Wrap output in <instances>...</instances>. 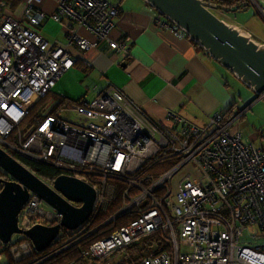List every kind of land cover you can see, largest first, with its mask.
Returning <instances> with one entry per match:
<instances>
[{"label":"built area","instance_id":"obj_1","mask_svg":"<svg viewBox=\"0 0 264 264\" xmlns=\"http://www.w3.org/2000/svg\"><path fill=\"white\" fill-rule=\"evenodd\" d=\"M55 1V11L46 14L43 0H19L14 9L0 0V147L13 148L20 159L53 165L60 170L58 175L85 181L93 187L95 199L81 225L73 230L60 226L55 238L62 241L59 249L33 259V264L100 232L121 216L132 217L92 242L83 253L88 259L79 264H264V150L233 129L244 111L234 117L227 110L216 111L204 126L171 111L150 119L110 86L92 101L81 99L45 112L25 139L19 133L17 146L6 141L74 66L69 47L86 51L109 41L117 51L129 53L128 38L109 37L120 10L117 4ZM47 18L64 29V43L50 45L41 35ZM168 26L187 37L176 24ZM78 27L94 39L80 34ZM165 161L170 163L168 168L160 165L157 173H148ZM119 188L121 205L94 225ZM29 193L18 214V227L60 224L61 213L35 192ZM249 226L255 230L249 232ZM149 235L155 236L152 246L165 249L125 262L128 246ZM20 236L8 243L13 244L9 254L15 262L35 251L31 240L23 233ZM181 244L189 250L182 251ZM4 258L0 253V261Z\"/></svg>","mask_w":264,"mask_h":264},{"label":"crops","instance_id":"obj_2","mask_svg":"<svg viewBox=\"0 0 264 264\" xmlns=\"http://www.w3.org/2000/svg\"><path fill=\"white\" fill-rule=\"evenodd\" d=\"M108 1L120 9L109 37L113 41L128 38L129 53L117 51L109 41H100L86 51L69 47L76 62L57 81L51 92L55 97L92 101L111 86L139 105L150 119L163 118L171 111L199 126L207 125L213 113L234 103L228 76L233 73L195 41L173 33L170 22L150 4L145 0ZM41 7L46 14L52 13L56 1L43 0ZM77 30L94 39L89 31ZM40 33L50 45L66 41L64 29L49 18Z\"/></svg>","mask_w":264,"mask_h":264},{"label":"water","instance_id":"obj_3","mask_svg":"<svg viewBox=\"0 0 264 264\" xmlns=\"http://www.w3.org/2000/svg\"><path fill=\"white\" fill-rule=\"evenodd\" d=\"M161 16L183 29L223 67L264 99V43L253 40L249 33L217 17L216 5L204 0H145ZM245 3L224 8L236 10ZM0 167L10 176H0V241L8 244L14 234L23 233L36 251L45 250L57 237L60 226L73 230L90 215L95 199L92 186L70 175H58L47 183L0 147ZM35 192L61 215L60 224H37L22 230L18 214ZM69 201L81 202L74 206Z\"/></svg>","mask_w":264,"mask_h":264},{"label":"rangeland","instance_id":"obj_4","mask_svg":"<svg viewBox=\"0 0 264 264\" xmlns=\"http://www.w3.org/2000/svg\"><path fill=\"white\" fill-rule=\"evenodd\" d=\"M244 3L245 5H242L236 10L218 8L211 10L220 19L229 24H235L241 30L249 33L253 40L264 43V0H248V3ZM229 73L231 72L229 71ZM228 76L230 79V86L235 93V101L228 105L227 109L230 117H234L241 111H244L242 115L235 119V124L237 123L239 132L244 140L253 144L254 147H264V99H257V93L243 84L242 81L233 74L232 76L230 74ZM91 97L92 95H89L88 100H90ZM54 102L55 100L52 95H49L47 99L33 106L26 118L19 123L18 127L13 130L6 141L13 146H17L19 144V133L22 139H25L29 133H32L36 128L39 118L54 105ZM224 111L225 110H223V112ZM63 114L73 118L72 114L67 111H64ZM5 147L9 152H13V148L8 146ZM160 165L164 166L163 170H165L170 166V163L168 161L162 162L149 170L148 173H157V168ZM0 171H2L1 167ZM108 226L109 225H106L101 229V231L104 232L102 235H105V231L109 228ZM253 230H255L254 226L248 227L249 232ZM20 238V234H14L12 236V241ZM181 250L187 251L189 249L181 244Z\"/></svg>","mask_w":264,"mask_h":264},{"label":"trees","instance_id":"obj_5","mask_svg":"<svg viewBox=\"0 0 264 264\" xmlns=\"http://www.w3.org/2000/svg\"><path fill=\"white\" fill-rule=\"evenodd\" d=\"M204 1H207V2H210L216 5L218 9L228 8V7L234 6L239 3H244V2L248 3V0H204ZM7 2L8 3L10 2L11 8H14L15 6L19 4V0H7ZM75 62L76 60H74V63ZM49 95H52L55 102H54L53 107L50 110H47L46 112H55L58 107L70 105L71 103L76 102V101L68 100L63 97H55L52 93L46 94L41 99V101L47 99ZM227 114L228 113H225L224 115L228 116ZM261 148L264 150V147H261ZM21 160L33 173L39 176L42 180H45L48 182H51L52 179L55 176H57L60 171L55 166L49 165L46 163H38V162L26 160V159H21ZM0 176H1V173H0ZM114 195H115L114 201H112V203H110L107 206V208L102 213V215L98 216V218L93 222L94 225H97L105 221L121 205L122 191L120 190V188L115 191ZM131 217L132 216H129V217L121 216L117 218L115 221L108 224L109 228L105 232L107 233V231L114 230L120 227L122 224L125 223V221L129 220ZM74 232L75 231H71V233H74ZM103 233H104L103 231H100L98 233L84 237L78 242L58 251L57 253L51 254L50 256H48L46 259H44L42 262L38 264H67L70 262H75L79 264L81 262H86L88 257L86 258L83 255V253L89 248V245L92 242H94L96 239H98L100 236H102ZM154 239H155V236L149 235V236L143 237L141 241L128 246L127 253L129 254V257L127 259H124L125 262L130 263L133 261H138L148 253H151V252L158 253L164 250L165 247L151 245V242L152 240L154 241ZM61 242H62L61 239L58 238L54 240L45 250L41 252H38L35 250L31 256L23 258L19 262L13 261L12 258L10 257L9 251H10L11 246L13 245L12 243L11 245L10 244H0V253L6 256V258L3 259L5 261L3 260L0 261V264H33L34 262L33 259L34 260L40 259L42 257H45L47 254H50L53 251L58 250L59 247L61 246ZM113 263L115 264V262Z\"/></svg>","mask_w":264,"mask_h":264},{"label":"flooded vegetation","instance_id":"obj_6","mask_svg":"<svg viewBox=\"0 0 264 264\" xmlns=\"http://www.w3.org/2000/svg\"><path fill=\"white\" fill-rule=\"evenodd\" d=\"M8 151V150H7ZM9 152V151H8ZM13 157H15L19 162H21L23 165H25L23 162H22V160L19 158V157H17L16 155H14L13 153H11V152H9ZM26 166V165H25ZM27 167V166H26ZM28 168V167H27ZM0 173H1V176L3 177V178H10V176L8 175V174H6V173H4L3 171H0ZM55 177H57V176H55ZM54 177V178H55Z\"/></svg>","mask_w":264,"mask_h":264},{"label":"clouds","instance_id":"obj_7","mask_svg":"<svg viewBox=\"0 0 264 264\" xmlns=\"http://www.w3.org/2000/svg\"><path fill=\"white\" fill-rule=\"evenodd\" d=\"M235 25V24H234ZM188 37V36H187ZM8 152V151H7ZM9 153V152H8ZM10 154V153H9ZM11 155V154H10ZM12 238V237H11Z\"/></svg>","mask_w":264,"mask_h":264}]
</instances>
